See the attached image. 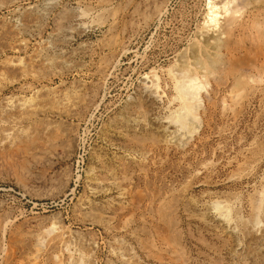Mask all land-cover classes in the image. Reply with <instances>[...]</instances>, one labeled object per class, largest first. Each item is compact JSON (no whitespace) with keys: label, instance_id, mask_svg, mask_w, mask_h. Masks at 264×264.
I'll return each instance as SVG.
<instances>
[{"label":"rangeland","instance_id":"374dc122","mask_svg":"<svg viewBox=\"0 0 264 264\" xmlns=\"http://www.w3.org/2000/svg\"><path fill=\"white\" fill-rule=\"evenodd\" d=\"M250 1L214 50L208 0H0V264H264Z\"/></svg>","mask_w":264,"mask_h":264},{"label":"bare ground","instance_id":"6f19581e","mask_svg":"<svg viewBox=\"0 0 264 264\" xmlns=\"http://www.w3.org/2000/svg\"><path fill=\"white\" fill-rule=\"evenodd\" d=\"M208 8H207V13L204 14V20L202 22V28L204 31H210L211 34L208 36L206 39L207 44H205L207 47L210 45L211 49L214 48L219 50L220 47V42L219 39H223V35L225 36V39L231 36L232 33L236 32L238 28L240 27V17L243 14V10L248 8L249 5L252 4L250 0H241V3L236 2V0H208ZM264 4V0H257V3L255 4L256 6L253 7H261V5ZM207 6V5H206ZM252 7V6H251ZM263 7V6H262ZM206 8V7H205ZM255 10V9H254ZM264 10V9H262ZM247 11V10H246ZM250 11H253L252 9ZM257 11V10H256ZM249 12V11H248ZM260 13V12H259ZM258 13V14H259ZM246 14V13H245ZM251 14V13H250ZM244 15V14H243ZM247 16V15H246ZM261 16V15H260ZM264 16V15H262ZM243 19V18H242ZM257 19V18H256ZM263 19V18H262ZM264 20V19H263ZM246 21V20H245ZM258 23V22H257ZM264 24V23H263ZM258 25V24H257ZM244 26V25H243ZM241 28V27H240ZM221 29V31H220ZM242 29V28H241ZM158 32V31H157ZM207 32V33H208ZM209 32V33H210ZM201 37V36H200ZM201 40V39H200ZM225 42V40H224ZM222 43V42H221ZM213 44H215L213 46ZM204 46L202 50L207 48ZM202 47V46H201ZM200 47V48H201ZM227 47V46H226ZM199 48V47H198ZM209 48V50H210ZM225 48V47H223ZM183 50V49H182ZM199 50V49H198ZM207 50V49H206ZM213 53V52H212ZM194 54V53H193ZM196 54V53H195ZM194 54V55H195ZM198 56V55H197ZM205 56V55H204ZM212 58V57H211ZM218 58V57H217ZM233 58V57H232ZM219 59V58H218ZM208 60V59H207ZM211 61V60H210ZM191 62V61H190ZM198 63V62H197ZM223 63V62H222ZM227 63V62H226ZM206 64V63H205ZM201 65V64H200ZM173 66V65H172ZM197 66V65H196ZM179 67V66H178ZM207 68V66H205ZM203 68L206 69V68ZM211 67V66H210ZM175 68V67H174ZM247 68V67H246ZM236 69V68H235ZM180 70V69H179ZM187 72V70H185ZM179 71H177L178 73ZM210 72V71H209ZM183 73V72H182ZM185 73V72H184ZM211 74V73H210ZM240 77V76H239ZM187 78V77H185ZM204 78H206L204 76ZM238 79V78H237ZM179 80V79H178ZM240 80V79H239ZM243 80V79H242ZM177 81V80H176ZM177 86H176V92L178 93L181 99H184L185 102V107L188 108V110H194L196 109L195 107L198 106L197 101H199V98L201 97V94L204 89H206V86L208 85V82H202L199 81L195 76L194 77H189L187 80H179L177 81ZM245 82V81H244ZM240 83V82H239ZM176 84V83H175ZM244 84V83H243ZM157 86V84H156ZM162 96V95H161ZM156 97V96H155ZM177 97V96H176ZM193 104H192V103ZM197 103V106H195ZM187 110V111H188ZM190 112V111H189ZM188 114V113H187ZM197 114V113H195ZM190 115V114H189ZM181 116V115H180ZM180 118V117H179ZM181 119V118H180ZM185 119V118H184ZM195 120H197V117H195ZM184 121V120H183ZM180 122V121H179ZM181 123V122H180ZM183 126L185 123H182ZM181 125V128L183 126ZM186 126V125H185ZM184 126V127H185ZM197 126L196 122L190 123L188 125V130L187 134L189 133L190 135H193L197 132ZM61 238V237H58ZM62 241V240H61ZM43 248V247H42ZM46 249V248H45ZM36 249L35 251H37ZM40 250V248H39ZM38 253V251L36 252ZM35 253V257H37V254ZM39 254V253H38ZM22 262V261H21ZM33 262V261H32ZM60 263V262H59ZM33 264V263H32ZM36 264V263H34Z\"/></svg>","mask_w":264,"mask_h":264}]
</instances>
